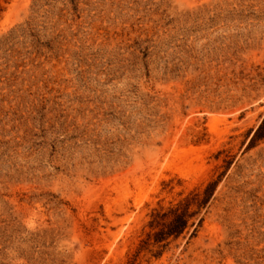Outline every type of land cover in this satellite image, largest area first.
<instances>
[{
    "label": "rangeland",
    "instance_id": "1",
    "mask_svg": "<svg viewBox=\"0 0 264 264\" xmlns=\"http://www.w3.org/2000/svg\"><path fill=\"white\" fill-rule=\"evenodd\" d=\"M263 118L264 0H0V264H264Z\"/></svg>",
    "mask_w": 264,
    "mask_h": 264
},
{
    "label": "trees",
    "instance_id": "2",
    "mask_svg": "<svg viewBox=\"0 0 264 264\" xmlns=\"http://www.w3.org/2000/svg\"><path fill=\"white\" fill-rule=\"evenodd\" d=\"M258 140H264V118L262 119L261 123L256 128V130L254 131L253 136L250 140V144H253L254 142ZM183 225H185V222L181 220L180 217H177L173 225H170L171 228L169 230V233L178 234L184 227Z\"/></svg>",
    "mask_w": 264,
    "mask_h": 264
}]
</instances>
